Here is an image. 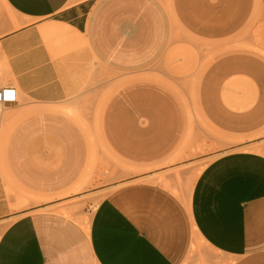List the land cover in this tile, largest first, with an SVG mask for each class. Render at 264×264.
Here are the masks:
<instances>
[{"label": "crops", "instance_id": "obj_1", "mask_svg": "<svg viewBox=\"0 0 264 264\" xmlns=\"http://www.w3.org/2000/svg\"><path fill=\"white\" fill-rule=\"evenodd\" d=\"M2 1L0 264H264V59L227 47L255 0ZM110 72L96 127L60 111Z\"/></svg>", "mask_w": 264, "mask_h": 264}, {"label": "rangeland", "instance_id": "obj_2", "mask_svg": "<svg viewBox=\"0 0 264 264\" xmlns=\"http://www.w3.org/2000/svg\"><path fill=\"white\" fill-rule=\"evenodd\" d=\"M228 46H231L238 50H245L251 53H254L264 59V0H255V7L253 10L252 18L249 24H247L244 29L239 33L237 36V39L231 42V45L228 44ZM195 58H198L195 56ZM211 59V56H206L201 59L200 62H198V69L196 71H187V72H179L175 73L177 78L180 79H191L190 77H194V75H198L200 69L204 66L207 61ZM176 59H171L170 62ZM168 63H166L167 65ZM168 70L167 72L169 75H174L171 70V65L167 66ZM170 68V69H169ZM179 79V80H180ZM122 84L121 80H118V75H115L113 72H110L109 77H106L104 80L100 79L98 81H95L91 83L89 86H87L85 89H83L78 95L71 98L69 101L65 103L61 107V112L67 114L69 117L73 118L75 122H77L80 127L85 128L88 126H94L96 127L98 125V119L97 113L102 111L103 105L107 101L110 95H112ZM181 86L177 87V91H183L181 87H183V80H180L179 83ZM184 88V87H183ZM185 90L188 88H184ZM21 103L27 104L28 101H21ZM95 119H92L93 115ZM11 115V112L7 109H4L3 111H0V118L6 119ZM81 116L83 118H81ZM201 127L205 129L207 134H213L207 126H205L203 123L201 124ZM217 140L222 141V146H227L228 139L223 136H217L213 134ZM261 153L264 155V142L260 146ZM205 247H198L197 248V254L194 257H190V259L187 261L188 264H206L201 263L203 258V252L206 250ZM209 251V250H207ZM212 252V251H210ZM213 253V252H212ZM214 254V253H213ZM217 258L215 259L214 263L220 264V259L218 255H215ZM212 263V264H214Z\"/></svg>", "mask_w": 264, "mask_h": 264}, {"label": "built area", "instance_id": "obj_3", "mask_svg": "<svg viewBox=\"0 0 264 264\" xmlns=\"http://www.w3.org/2000/svg\"><path fill=\"white\" fill-rule=\"evenodd\" d=\"M17 102V94L11 86L0 88V111L6 109L7 106Z\"/></svg>", "mask_w": 264, "mask_h": 264}, {"label": "bare ground", "instance_id": "obj_4", "mask_svg": "<svg viewBox=\"0 0 264 264\" xmlns=\"http://www.w3.org/2000/svg\"><path fill=\"white\" fill-rule=\"evenodd\" d=\"M2 1V0H1ZM3 2V1H2ZM257 2H258V0H257ZM16 24V23H15ZM17 26V25H16ZM14 27H15V25H14ZM252 152H255V153H261V149H260V147L259 146H257V145H255L252 149H250ZM96 204L97 203H95L94 204V206H93V209L95 208V206H96ZM82 217H84V216H82ZM81 217V218H82ZM203 258H202V261H201V263L203 262V263H206V264H212V263H214L215 262V259L217 258L212 252H210V251H207V249H206V251L205 252H203Z\"/></svg>", "mask_w": 264, "mask_h": 264}]
</instances>
